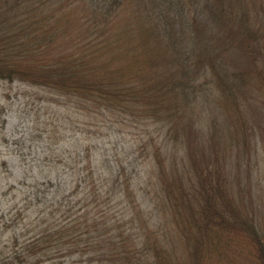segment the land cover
Returning <instances> with one entry per match:
<instances>
[{"label":"trees","instance_id":"1","mask_svg":"<svg viewBox=\"0 0 264 264\" xmlns=\"http://www.w3.org/2000/svg\"><path fill=\"white\" fill-rule=\"evenodd\" d=\"M3 9L13 14L0 16V79L79 97L139 123L165 117L189 125L186 113L212 82L208 66L221 87L258 82L264 116V0H0ZM72 23L76 35L53 45L75 31ZM85 152L92 162L79 172L76 213L59 197L70 185L52 179L23 184L19 197L6 199L0 264H209L207 254L237 234L253 248L250 264H264V236L230 198L215 206L218 184L201 177V189H186L158 152L157 195L148 198L132 173L116 184ZM199 195L205 203L195 210ZM158 205L169 214L157 216Z\"/></svg>","mask_w":264,"mask_h":264},{"label":"rangeland","instance_id":"2","mask_svg":"<svg viewBox=\"0 0 264 264\" xmlns=\"http://www.w3.org/2000/svg\"><path fill=\"white\" fill-rule=\"evenodd\" d=\"M12 14L11 9L0 12L2 17H12ZM71 25L75 31L61 33L65 36H59L53 45H62L68 36L76 35L78 25ZM238 65L227 67L234 69ZM206 69L212 82L186 113L189 125H182L180 120V124L175 125L165 117L160 121L145 119L139 123L131 117L110 115L79 97L61 95L17 79H0V216L1 210L12 205L10 201L5 205L6 199L15 193L19 197L17 190L23 184L48 179L60 183L61 187L70 185L59 197H65L63 202L69 200L75 204L71 212L76 213L83 197V191L76 189L79 172L88 161L92 162L86 157L85 149L93 153L106 177L119 184L132 173L130 180H141L147 197L153 198L158 190V162L162 158L157 155L160 152L166 158V168L176 165L186 189L192 184L201 189V177L210 184H218L220 192L212 197L215 206L222 209L225 199L230 198L253 220L262 238L264 116L259 102L262 96L256 95L263 88L256 86L258 82L253 86L247 82L238 88L222 85L223 88L208 66ZM190 150L196 156L194 161L188 157ZM109 168L112 174H108ZM120 173L122 176L118 178ZM204 200L199 195L194 209H201ZM158 207L160 205L155 207L157 216L169 214L167 206L160 210ZM162 219L164 228L172 227L169 220ZM233 239L234 242H224L228 246L221 252L212 251L204 256L203 261L252 263L253 248L245 235L237 234Z\"/></svg>","mask_w":264,"mask_h":264}]
</instances>
